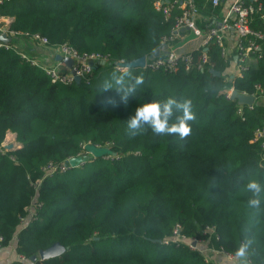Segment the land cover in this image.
Returning <instances> with one entry per match:
<instances>
[{"label":"trees","instance_id":"1","mask_svg":"<svg viewBox=\"0 0 264 264\" xmlns=\"http://www.w3.org/2000/svg\"><path fill=\"white\" fill-rule=\"evenodd\" d=\"M193 2L202 17L222 16L219 4ZM179 12L173 9L166 19L150 0H2L0 15L12 17L10 30L45 37L49 47L65 43L106 57L93 64L87 80L62 83L52 82L38 62L25 61L12 41L0 48V149L8 131L19 143L0 150L3 246L17 233V252L28 260L35 255L33 264H209L186 243L161 240L175 224L181 235L197 239L206 238L203 229L211 226L218 239L212 235L208 245L234 253L250 226L249 261L264 264V211L251 216L246 207L251 194L245 191L249 179L264 188V146L253 140L254 131L264 127V98L256 90L260 85L264 95V43L257 62L240 75L230 72L235 50L224 59L211 40L202 68L131 67L145 84L126 107L107 103L115 90L97 92L117 70L116 61L161 52L162 37ZM259 15L260 10L251 15L254 30L264 29ZM210 21L195 18L203 34ZM192 54L198 58L200 49ZM229 89L255 95L252 106L226 96ZM168 96L192 101V134L180 140L147 129L130 138L125 121L135 108ZM86 144L111 153L88 154L77 166L43 176V165L83 156ZM260 197L264 209V191ZM33 198L42 205L17 232ZM54 244L63 248L59 254L38 257Z\"/></svg>","mask_w":264,"mask_h":264},{"label":"built area","instance_id":"2","mask_svg":"<svg viewBox=\"0 0 264 264\" xmlns=\"http://www.w3.org/2000/svg\"><path fill=\"white\" fill-rule=\"evenodd\" d=\"M152 6L156 10H160L163 13L164 18H169L172 16V10L177 8L179 13L174 15V24L171 28L170 34L168 36H163L161 43L162 48L161 52L159 51L158 56L151 59H145L144 65L142 67L157 70L163 69L166 71H176L178 68L182 67L185 71L192 69L193 67L202 68V64L207 61V45L212 40L220 49V55L226 59L227 56L231 53L232 50H235L234 56H236V74L240 75L242 70H245L252 61H257L260 57V54L257 53L260 43H264V29L254 30L249 26L252 13L257 10H260V22L264 26V9L262 8L261 2L259 0H251V2L256 3V7L250 3H246L244 0H234L227 12H225L218 21L214 22L211 25L205 34L202 33L201 29L196 25L195 18L197 16V6L194 4L193 0H150ZM220 0H210L213 6L219 4ZM2 0H0V3ZM2 15H0L1 17ZM182 28L190 29L193 34L200 38V45L196 49H200V54L198 58H195L192 52L188 53H177L174 50L170 49L171 43L179 34V31ZM232 31L235 36L233 42V49L229 48L227 41V34ZM4 35L5 38H12L15 36H27L35 41L40 42L41 44L47 45V39L45 37L39 36L38 34H32L28 36L26 33H20L18 31L10 30L9 26L0 21V48L10 47L9 41H3L1 36ZM61 56H67L72 59L73 63L70 68L66 70L62 69L64 63L58 61L55 64L41 65L45 73L49 76L52 82H62L70 83L74 81V76H78L80 79L85 78L91 74L92 65L98 61H106V57L95 52H78L75 48L68 44H61L57 47H53ZM20 56L25 60L29 61L32 64H37V62L29 58L26 54L20 52ZM128 62L124 60H118L115 62L114 66L117 70L125 71L128 68H122V65H127ZM257 94L259 98H264L263 88L260 85L256 86ZM232 89L226 91V96H230ZM240 95H249L247 93H241ZM255 99V95H251ZM253 103V102H252ZM252 103L248 106L251 107ZM253 140H260L261 145L264 146V127L258 128L254 131ZM14 145L10 143L8 145L2 146L1 151L8 149L7 146ZM69 161V158H68ZM60 162L52 163L49 162L42 166L41 170L43 176L51 175L55 171H64L67 169L69 162ZM40 179H36L32 185L36 189ZM42 202L32 199L31 204L26 207V214L20 217V224L17 229V232L22 229L26 223L33 219L36 216L37 210L41 207ZM203 234H207V237L204 239L197 238H186L180 234L179 225L175 224L173 227L172 234L161 240L162 243L168 244L169 242L181 243L184 242L187 244L190 250L198 251L202 254L205 262L209 264L211 261L208 256L203 253L202 247L199 246L201 243H207V247L211 252H218L225 256L226 259L235 262L234 253H229L224 249H215L212 246H209V240L212 235L214 239L217 240L218 236L214 232V227L206 226L203 229ZM17 233L14 234L13 239L17 241ZM3 237L0 235V248L2 245ZM26 257L17 253V261L15 264H22ZM249 264H255L249 261Z\"/></svg>","mask_w":264,"mask_h":264},{"label":"clouds","instance_id":"3","mask_svg":"<svg viewBox=\"0 0 264 264\" xmlns=\"http://www.w3.org/2000/svg\"><path fill=\"white\" fill-rule=\"evenodd\" d=\"M128 71L114 70L108 73L98 86V93L115 90V96L107 97V103L112 107L127 106L129 100L136 96L138 90L145 84V77L141 73L133 76L131 65H122ZM127 78V79H126ZM192 101L187 98L177 99L168 96L163 101L152 100L139 104L126 121V134L134 138L143 134L147 129L157 136H177L185 140L192 134L189 122L195 121ZM245 191L251 195L246 201L253 218L259 216L264 209L261 208L260 194L264 191L261 183L256 179H249ZM254 238L250 235V226L245 229V237L234 250L235 264H249L250 250Z\"/></svg>","mask_w":264,"mask_h":264},{"label":"crops","instance_id":"4","mask_svg":"<svg viewBox=\"0 0 264 264\" xmlns=\"http://www.w3.org/2000/svg\"><path fill=\"white\" fill-rule=\"evenodd\" d=\"M234 0H220V15H223L225 12H227L230 4ZM196 18L198 21H204L207 22L210 21V24L218 21L215 19V17H202L199 14H197ZM12 20L11 16H1L0 21L8 27L10 25V22ZM227 41L229 44V48L232 50L233 48V42L235 40L234 33L230 31L227 34ZM9 41H12L13 45L18 49L19 52H22L26 54L29 58L35 60L41 65H48L51 66L55 64L58 61H61L58 59L59 53L56 51L55 48L49 47L47 45L41 44L38 41H35L29 37L24 36H15L12 37ZM200 45V38L195 36L193 32L190 29L182 28L179 31L178 36L172 41L170 45V49L174 50L177 53H188L193 52L196 50ZM235 62V61H234ZM231 65L230 72L236 73L237 67L236 64ZM257 61H252L251 64H255ZM250 64V65H251ZM63 70H66L67 67L62 66ZM261 102L264 103V99H261ZM11 133L10 131H8ZM15 135V134H14ZM16 243L17 241L14 239H11L8 244L2 246L0 248V264H15L17 261V250H16ZM200 247H202V251L204 254H206L213 264H235V262H232L225 258V256L218 252H211L208 247L207 243H201L199 244ZM22 264H33L32 260L25 259L22 261Z\"/></svg>","mask_w":264,"mask_h":264},{"label":"water","instance_id":"5","mask_svg":"<svg viewBox=\"0 0 264 264\" xmlns=\"http://www.w3.org/2000/svg\"><path fill=\"white\" fill-rule=\"evenodd\" d=\"M1 39L3 41H9L10 38H5L4 35L1 36ZM159 54V50H156L152 55L148 56V57H144V56H141L135 60H132L131 62H128L127 65H131V67H137V66H143L144 65V62H145V59H151L153 57H156L158 56ZM58 59L61 60L65 66L67 68H70L73 61L71 58L67 57V56H61L60 54L58 55ZM234 60H236V56H234ZM101 63H104V61H101ZM90 64L93 66V63L90 62ZM215 74H218L217 71H213ZM74 80L76 82H78L80 80V78L78 76H74ZM231 97L232 98H237L239 102L241 103H244V104H251L253 101H254V98L253 96L251 95H240V94H236L235 91H232L231 92ZM19 146V143H17L16 145H9L7 146L8 149L10 148H15V147H18ZM84 149L86 151V154L83 155V156H76V157H71L69 159V164L70 166H77L80 162H82L88 154L92 155V156H103V155H108L111 153V151L104 147V146H97V145H94V144H86L84 146ZM63 250V248L58 245V244H54L44 250H40L39 253H38V257L40 259H43V258H47V257H50V256H54V255H57L59 254L61 251ZM36 259V256L33 255L31 256V260L34 261Z\"/></svg>","mask_w":264,"mask_h":264},{"label":"rangeland","instance_id":"6","mask_svg":"<svg viewBox=\"0 0 264 264\" xmlns=\"http://www.w3.org/2000/svg\"><path fill=\"white\" fill-rule=\"evenodd\" d=\"M10 143H13V144H17L16 140H15V135L14 133H9V132H6L5 133V136H4V139L3 141L1 142V146H3V144L6 146Z\"/></svg>","mask_w":264,"mask_h":264}]
</instances>
